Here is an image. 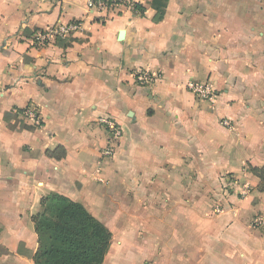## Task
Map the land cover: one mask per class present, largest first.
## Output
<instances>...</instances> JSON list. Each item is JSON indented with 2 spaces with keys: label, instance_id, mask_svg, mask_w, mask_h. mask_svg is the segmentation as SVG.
Listing matches in <instances>:
<instances>
[{
  "label": "crops",
  "instance_id": "crops-1",
  "mask_svg": "<svg viewBox=\"0 0 264 264\" xmlns=\"http://www.w3.org/2000/svg\"><path fill=\"white\" fill-rule=\"evenodd\" d=\"M151 4L98 15L86 0H0V264H35L33 217L52 192L110 229L104 264H264L248 169L264 166V0H168L160 22ZM70 21L82 27L67 47L38 44ZM28 107L37 118L10 129L5 113ZM104 115L123 129L109 157ZM58 145L62 160L46 154Z\"/></svg>",
  "mask_w": 264,
  "mask_h": 264
},
{
  "label": "trees",
  "instance_id": "trees-1",
  "mask_svg": "<svg viewBox=\"0 0 264 264\" xmlns=\"http://www.w3.org/2000/svg\"><path fill=\"white\" fill-rule=\"evenodd\" d=\"M168 0H152L156 10L154 22H160L166 13ZM143 12L144 8L139 7ZM65 39L58 40L64 44ZM28 108L6 112L4 119L10 129L16 130L18 116ZM43 122L40 123L42 125ZM34 128V127H29ZM46 154L56 160L67 156V149L58 145ZM250 173L258 178L256 189L264 192V166L248 163ZM41 211L33 220L38 233L39 247L34 256L35 264H104L112 243V232L80 202L52 192L41 200Z\"/></svg>",
  "mask_w": 264,
  "mask_h": 264
},
{
  "label": "built area",
  "instance_id": "built-area-1",
  "mask_svg": "<svg viewBox=\"0 0 264 264\" xmlns=\"http://www.w3.org/2000/svg\"><path fill=\"white\" fill-rule=\"evenodd\" d=\"M151 0H86V6L90 13L101 15L102 13L111 14L118 13L123 9L126 10H138L139 7H146ZM82 25L79 21H70L67 23H58L49 26L45 29L38 31V44L46 45L51 41L60 39H67L74 33L81 29ZM136 79L140 84H147L153 81L154 76L147 72H139L136 75ZM188 87L199 97L209 102L215 103L217 99L216 90L211 84L201 82H190ZM27 114L34 118L36 116V110L33 107H28ZM110 134V142L101 151L102 156H112L115 151V145L117 141L123 135V129L120 124L112 117L108 115L101 116L99 118ZM225 126H230L228 120L224 121ZM242 194L247 193L248 186L243 185ZM219 210V209H218ZM252 227L259 228L264 226V215L257 214L252 219Z\"/></svg>",
  "mask_w": 264,
  "mask_h": 264
},
{
  "label": "rangeland",
  "instance_id": "rangeland-1",
  "mask_svg": "<svg viewBox=\"0 0 264 264\" xmlns=\"http://www.w3.org/2000/svg\"><path fill=\"white\" fill-rule=\"evenodd\" d=\"M224 121L225 120H223L222 121V124L224 125ZM241 174V176H243V177H240V178H234L235 180H238V181H240L241 179L242 180H244L247 184V186H248V189H250L251 188V185H252V183L249 181V180H247L246 178H245V174L244 173H240ZM228 175H231L230 177L231 178H233L234 176L233 175H235V174H233V173H228ZM118 247H119V245L117 244V243H111V247H110V250H109V252H108V254H107V258L109 257V260H111L112 259V257H114L116 254H117V250H118ZM115 250V251H114ZM128 251H130L129 249H128Z\"/></svg>",
  "mask_w": 264,
  "mask_h": 264
},
{
  "label": "water",
  "instance_id": "water-1",
  "mask_svg": "<svg viewBox=\"0 0 264 264\" xmlns=\"http://www.w3.org/2000/svg\"><path fill=\"white\" fill-rule=\"evenodd\" d=\"M124 33V31H121V34H123Z\"/></svg>",
  "mask_w": 264,
  "mask_h": 264
}]
</instances>
